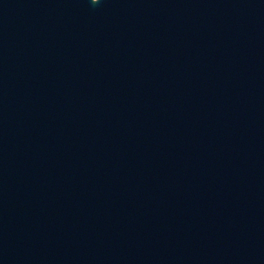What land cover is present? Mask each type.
<instances>
[{"label": "water", "instance_id": "water-1", "mask_svg": "<svg viewBox=\"0 0 264 264\" xmlns=\"http://www.w3.org/2000/svg\"><path fill=\"white\" fill-rule=\"evenodd\" d=\"M0 264H264V0H0Z\"/></svg>", "mask_w": 264, "mask_h": 264}]
</instances>
